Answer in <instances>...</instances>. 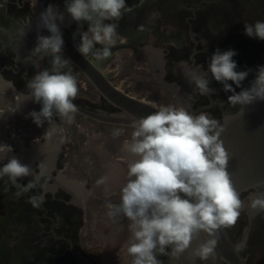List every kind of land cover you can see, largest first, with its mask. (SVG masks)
I'll list each match as a JSON object with an SVG mask.
<instances>
[{"label": "flooded vegetation", "instance_id": "obj_1", "mask_svg": "<svg viewBox=\"0 0 264 264\" xmlns=\"http://www.w3.org/2000/svg\"><path fill=\"white\" fill-rule=\"evenodd\" d=\"M259 1L126 0L122 17L111 21L118 24L120 39L110 46L112 55L99 60L91 54L87 56L115 86L129 95L140 98L116 78L142 74L145 80H135L133 88L151 91L153 86L161 85L167 94L156 100L157 107L172 105L184 107L193 114L206 112L222 126L224 119L241 105L227 103L232 93L224 92L222 84L212 79L211 74L210 87L216 91L200 95L190 82V72L198 66L207 70L208 59L217 48L231 49L237 53L233 57L237 71L252 69L241 83V88H248L258 67L264 66V41L244 34V25L249 24L244 19L245 12L264 11V0ZM81 24L86 31L87 23ZM65 25L78 46L80 37L73 35L77 23L70 20ZM36 36L34 0H0V77L10 82L23 98L14 107L17 114L38 112L41 108L31 100L26 86L43 70L42 54L33 52ZM69 67L82 73L72 62ZM232 86L237 93L241 91ZM73 102L95 110H116L100 94L98 101L77 95ZM79 119L85 121L84 125L79 124ZM45 123L50 136L28 141L16 135L15 124L10 126L0 117V167L15 156L33 169L32 176L18 178V183L26 185L39 177L36 187L19 196L16 195L19 189L7 177L0 178L3 217L0 226L6 232L5 240L0 243V264H131L132 257L127 253L129 238L123 237L129 230L127 220H119V224L124 221L125 227L117 228L112 256L101 257L102 244L91 248L86 229L90 205L97 208L96 205L103 207L105 203L104 187L99 186L94 193L91 189L110 166L106 156L122 161L109 169L114 167L119 177L122 172V177L127 178L128 164L135 157L123 151V144L131 140L133 129L79 113L71 122L54 116L52 122ZM117 128L121 129V135L114 138L112 132ZM70 171L77 174H69ZM120 190L115 198L119 202ZM259 193H264V183L239 193L243 201L241 215L234 226L225 228L243 264H264V212L250 207V197ZM40 196L44 197L43 202L34 205L31 198ZM242 241L244 246L239 247ZM171 258V255H158L162 264H170ZM195 264L206 263L196 257ZM221 264L230 263L222 260Z\"/></svg>", "mask_w": 264, "mask_h": 264}, {"label": "clouds", "instance_id": "obj_2", "mask_svg": "<svg viewBox=\"0 0 264 264\" xmlns=\"http://www.w3.org/2000/svg\"><path fill=\"white\" fill-rule=\"evenodd\" d=\"M125 8L126 0H65V11L78 25L73 35L80 37L79 52L98 60L111 56L108 45L116 43L118 28L111 21H118ZM64 20V13L52 3L38 16L33 52L51 57L50 69L36 73L26 85L31 100L41 105L38 112L28 113L38 127L52 122L54 116L71 122L79 111L73 102L79 92L77 76L69 67L70 61L62 56L65 41L60 25ZM81 22L87 23L86 31ZM42 30L50 35L41 34ZM244 34L264 41V21L245 24ZM236 55L234 50L217 48L208 59L207 70L202 66L191 70L190 82L200 95H209L216 91L210 87L211 74L224 92L232 93L227 97L230 106L264 101V66L258 67L249 88H241L252 69L237 71ZM229 81L241 91L237 93ZM130 127L131 140L124 142L123 151L135 159L128 164L120 202L108 205V215L114 222H129L127 253L131 264H162L158 255L178 258L200 233L208 238L193 255L202 261L214 258L219 230L234 226L243 209L227 170L230 154L220 139L223 127L209 113L193 114L172 105L161 106L144 117H131ZM120 135L119 128L112 132L114 138ZM32 175V167L15 156L0 167V178L7 177L19 189L17 196L36 187L39 177L26 185L18 183V178ZM106 180L102 177L97 184ZM43 199L32 197L31 202L39 206ZM250 207L264 212V193L250 197Z\"/></svg>", "mask_w": 264, "mask_h": 264}, {"label": "water", "instance_id": "obj_3", "mask_svg": "<svg viewBox=\"0 0 264 264\" xmlns=\"http://www.w3.org/2000/svg\"><path fill=\"white\" fill-rule=\"evenodd\" d=\"M49 3L58 5L60 10L59 0H34L37 33L39 13ZM60 27L65 41L62 54L87 77L100 96L116 108L112 111L95 110L76 104L79 109L77 113L104 123L130 126L131 117H144L159 109L155 104L131 96L115 86L87 55L79 52L78 46L69 35L65 22ZM41 34L50 35L47 30H42ZM50 61L51 57L42 55L43 70L50 69ZM221 127L224 131L220 139L230 154L227 170L235 190L240 193L264 183V101L241 106L235 113L224 119ZM207 238V234L200 233L185 253L178 258H171L170 264H195L196 256L193 255V251ZM222 260L230 264H243L225 228L219 230L215 257H210L205 263L221 264Z\"/></svg>", "mask_w": 264, "mask_h": 264}, {"label": "rangeland", "instance_id": "obj_4", "mask_svg": "<svg viewBox=\"0 0 264 264\" xmlns=\"http://www.w3.org/2000/svg\"><path fill=\"white\" fill-rule=\"evenodd\" d=\"M255 3H260L259 0H253ZM259 1V2H258ZM59 4L61 6V12L64 13L65 20L64 22L67 23L68 21L71 20L70 16L67 14L65 11V0H59ZM245 21L247 20L249 24H254L256 21H264V11L258 10V11H248L245 12L244 16ZM85 24V23H84ZM116 42H120V39L116 37ZM109 47L111 45H108ZM104 45H97L96 48H102ZM72 69V68H71ZM64 71H67L66 69H63ZM73 74L77 76L78 80V88L83 89L82 91L79 90L78 95H85L87 96L91 101H98L99 100V93L95 90V88L92 86V84L86 79V77L80 73L76 69H72ZM136 74V73H134ZM115 78V77H114ZM146 76L145 75H134L133 78L127 79V77H118L116 78V81L120 83L123 87H130L131 91L140 96V98L147 100L153 104L156 105V100L157 99H163L164 95L167 97L166 92L163 91L161 85L155 87L153 86L151 91H147L145 89H138L133 88L135 85V80H145ZM128 81H127V80ZM10 82L6 81L3 77H0V117L6 121L8 125L11 126V124H15V130L14 132L16 133L17 136H20L22 140H28L30 141L31 139L35 138L38 139L40 137H49L50 132L48 131L47 128V121L44 122L42 126H37L33 120L28 116V113H22V114H17L15 113V106L17 103L20 101V99L23 100L21 94L15 90L14 87L10 84V87H7ZM124 84V85H123ZM83 86V87H82ZM149 98V99H148ZM19 104V103H18ZM79 124L85 123L84 120H78ZM84 125V124H83ZM87 159V158H86ZM106 159L108 160L107 162L110 164V166L117 165L118 163L122 164V161L116 159L112 155L106 156ZM119 165V164H118ZM110 166L107 168L105 172H103L102 177H107V180L104 184H96L92 186V193H94L95 189L99 186H101L104 190H106V194L104 196L105 203H103V207H98L95 208L92 205H90V217L88 219L89 225H88V230L86 229V237L88 240V243L92 245V249L96 247V244H102V248L99 252L102 256H112L113 252L116 249V238L118 237L116 234L118 233V227L122 226L121 228H124L125 226L124 221H121L119 224L118 222H114L112 218L109 217L108 212L109 208L108 205L111 204H118L119 201L115 200L117 197L118 193L117 191L121 189L120 185L123 183H126L127 178L122 177L123 174L120 172L121 176L119 177V171L109 169ZM75 169V167H73ZM69 174H77L76 172H69ZM118 176V177H117ZM86 178V177H82ZM80 178V179H82ZM78 179V178H77ZM118 180V181H117ZM123 185V184H122ZM94 190V191H93ZM96 193V192H95ZM105 206V208H104ZM3 217L0 214V224H1V219ZM122 220V219H121ZM100 228L101 231L98 229ZM120 228V229H121ZM123 237L131 235L130 231L125 232ZM6 237V232L1 229L0 226V243L1 241H4ZM98 252V251H97ZM96 252V253H97Z\"/></svg>", "mask_w": 264, "mask_h": 264}]
</instances>
